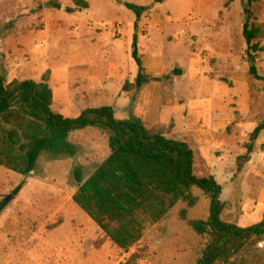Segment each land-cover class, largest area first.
I'll return each instance as SVG.
<instances>
[{
	"label": "rangeland",
	"instance_id": "obj_1",
	"mask_svg": "<svg viewBox=\"0 0 264 264\" xmlns=\"http://www.w3.org/2000/svg\"><path fill=\"white\" fill-rule=\"evenodd\" d=\"M0 0V75L6 83H39L48 72L52 110L77 118L111 107L115 118L164 127L193 151V173L222 188V220L241 228L264 216V130L236 175L253 129L264 120V89L251 80L242 37L246 0ZM123 3L147 7L137 23V51L147 83L138 91L131 43L135 16ZM262 30L255 65L264 77V0L252 8ZM251 19V20H250ZM74 155L42 153L33 171L0 166V264H197L205 238L191 227L208 217L209 201H181L128 252L119 250L72 202L76 173L84 182L110 154L108 134H70ZM19 188L17 195L13 191ZM256 259V260H255ZM233 264H264V241Z\"/></svg>",
	"mask_w": 264,
	"mask_h": 264
},
{
	"label": "trees",
	"instance_id": "obj_2",
	"mask_svg": "<svg viewBox=\"0 0 264 264\" xmlns=\"http://www.w3.org/2000/svg\"><path fill=\"white\" fill-rule=\"evenodd\" d=\"M73 14L88 9L84 0H71ZM157 2H159L157 0ZM258 0H246V22L242 37L251 80L264 89L255 56L262 51L258 41L261 28L252 18ZM133 13L132 59L138 75L134 84L125 83L122 92L138 91L147 83L137 51V23L147 7L123 3ZM247 17L253 20L247 22ZM1 34V30H0ZM53 93L48 72L39 83L31 80L6 83L0 75V166L19 175L30 174L42 153L73 156L68 142L71 133L96 128L108 134L110 154L84 182L76 173L78 187L72 202L116 247L128 252L145 231L161 222L179 202L196 203L192 190L201 191L209 201L208 217L191 223L194 232L205 238L197 264H233L264 241V216L255 225L241 228L222 220V188L213 177L193 173L194 154L181 141L168 139L164 127L146 128L137 120L115 118L111 107L88 108L77 118H64L52 110ZM264 130V120L250 133L245 153L235 161L236 175L251 160L255 144ZM19 188L13 191L17 195ZM141 254H133L126 264H135ZM256 260V259H255Z\"/></svg>",
	"mask_w": 264,
	"mask_h": 264
},
{
	"label": "water",
	"instance_id": "obj_3",
	"mask_svg": "<svg viewBox=\"0 0 264 264\" xmlns=\"http://www.w3.org/2000/svg\"><path fill=\"white\" fill-rule=\"evenodd\" d=\"M247 22H249V18L247 17Z\"/></svg>",
	"mask_w": 264,
	"mask_h": 264
}]
</instances>
